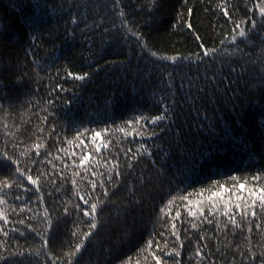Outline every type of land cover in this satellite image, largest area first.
I'll use <instances>...</instances> for the list:
<instances>
[{"label":"trees","instance_id":"obj_1","mask_svg":"<svg viewBox=\"0 0 264 264\" xmlns=\"http://www.w3.org/2000/svg\"><path fill=\"white\" fill-rule=\"evenodd\" d=\"M259 2L227 0L225 17L216 7L225 0H155L154 7L152 0H121L118 7L115 0H0V154L7 151L20 159L22 168L44 173L39 193L26 180L32 191L14 186L0 192L8 201L0 210L9 219L6 226L0 221L9 229L8 236L0 233V264H52L51 258L63 260L79 242V236L71 235L73 222L88 231L81 222L88 218L75 212V204L82 202L73 178L80 195L90 191L89 180L102 179L109 189L108 197L99 188L93 193L104 202L97 230L83 241L79 264H155L151 254H160L156 244L173 246L172 223L184 246L175 244L181 255L168 258L169 264L176 259L197 264V247L206 256L203 264H260L264 213L258 206L256 217L237 214L241 230L224 227L227 217L215 210L209 215L207 206L205 215L213 223L196 221L198 229H191L187 201L168 205L173 196L188 194L193 201L206 200L208 191L204 197L196 194L215 182L230 186V176L250 180L264 171V16L254 7ZM233 21H243L246 37L233 33ZM210 49L216 51L204 55ZM68 71L87 76L76 80ZM165 106L169 111L162 122L126 124L161 114ZM121 127H135L144 135L126 137L118 131ZM96 131L108 143L100 153L90 141ZM80 139L92 153L87 179L73 165L84 152L83 146L76 148ZM38 143L44 146L36 156ZM74 171L80 176L73 177ZM6 172L0 171V177ZM25 205L32 211L20 212ZM45 212L54 225L46 234L48 247L29 228L43 232ZM19 219L25 223H16ZM21 251L22 256L13 255Z\"/></svg>","mask_w":264,"mask_h":264},{"label":"snow or ice","instance_id":"obj_2","mask_svg":"<svg viewBox=\"0 0 264 264\" xmlns=\"http://www.w3.org/2000/svg\"><path fill=\"white\" fill-rule=\"evenodd\" d=\"M121 0H115L116 6L118 7L120 5ZM153 7L155 6V0H152ZM227 0H225V4H217L216 7L221 9L223 15L225 17L229 16L228 8L226 7ZM254 7L258 9L261 16H264V0H260L259 3L255 4ZM120 16L124 15V12L121 10L118 13ZM188 14H192V9H188ZM235 27L233 28V33L238 34L239 37H246L247 33L246 30L241 27L240 23H236ZM252 27H256L255 20L251 21ZM188 28H192L191 23H187ZM238 30V32H237ZM131 31V30H130ZM133 35H136V33H133ZM139 39H142V37H138ZM198 40L200 39L199 36L196 37ZM236 36L233 35V41H235ZM223 43V41H221ZM203 47V45H201ZM216 49H210L208 51L204 52V55H208L210 52H215ZM153 56L156 55L155 52L151 53ZM165 59H172L175 60V57H165ZM67 75L70 78H74L76 80L83 81L87 73H84L83 75L74 74L71 71L67 72ZM57 87H61L60 85H57ZM63 90V89H61ZM169 111V108L165 106L161 114L154 115L151 118L148 117H139L135 121H129L126 122L127 125L132 124H139L140 120H144L146 123L149 124H157L158 122L164 121L166 117V113ZM47 118L45 117V120ZM118 131L124 133V135L127 137L129 135H139L143 136L144 134L142 132H138L135 127L131 129V131H127L126 128L121 127L118 129ZM156 133L153 131L152 135H155ZM81 134L77 133V136L79 137ZM101 141V143H97V141ZM90 141L93 145H95V151L97 153H100L103 149L108 148V143H104L101 132L96 131L94 134L91 135ZM69 144L72 143V141H68ZM43 144H35L34 147L36 149V156L40 155V149L43 147ZM83 146L84 152L82 156L79 159V164L76 165L75 161H73V165L77 168H82L85 172V176L81 177V179H87V173L90 171L89 168L85 167L91 160H92V153L88 151V144L85 142L84 139H80L79 143L76 145V148H80ZM15 147V145H14ZM141 148H144V153H147L148 156H151L152 153L148 151L147 148L144 147V145H141ZM60 151H63L67 153V149H59ZM131 152V149H128V151L125 153V155H128V153ZM144 153H140V155H143ZM21 155H25V153H21ZM48 155H51V153H48ZM73 157L76 156V152L73 151L71 154ZM59 158V157H58ZM135 158V154L133 156H129V160ZM0 161L5 162L2 165V168H0V171L3 169H7V172L0 177V192H4L5 190H11L14 186L17 188H24L25 192L32 191V188L25 187L23 181L26 180L27 184L30 186H34L35 193H39L41 191V177L44 175V173H36V170L33 168H22L21 167V161L20 159L16 158L13 154L4 151L2 154H0ZM32 163H35L33 160ZM132 164L128 163L127 167L132 168ZM65 167H68V165H65ZM119 165H117V168ZM73 177L80 176L79 171H74L72 173ZM91 175L97 176L98 174L95 171L91 172ZM100 176H103V174H99ZM116 176H120L121 172L116 171ZM229 179L232 181V184L226 185L225 183L221 182H215L212 189L208 190H202L200 193H197L196 195L199 197H204V191H208L209 194L206 197V200L204 198L197 199L195 201L189 199V197L192 194L183 195V196H173L169 199L168 205H171L176 199H180L182 201H187V204L185 207L188 208V215L192 217L193 219L188 221L191 229H198V223L196 221H200L203 223L206 221L208 224H212L213 220L208 219V216L205 215V207H208L209 215L213 214V210L218 215H222L224 217H227V224L224 225V227H227L228 224H230L233 229H241L243 230L242 223L238 222L237 220V214H239L243 219H247L249 216V213L251 217H256L258 215L257 213V206L261 213H264V171H262L260 174H254L251 176V179L248 180L246 178H238L236 176H230ZM109 183H114V177L109 176L108 177ZM71 184L73 189L75 190V194L79 197V200L82 203L75 204V212L76 214L82 213L83 217L88 218L86 221H81L82 223H85L88 231H80L79 229V223H74V230L71 232L72 237H80L79 242L75 243L74 245L70 246L69 249L64 253V259L61 260L60 257L51 258L52 264H57L59 261L60 264H79V254L82 252V249H84L85 245L83 243L84 240H87L89 237L93 236L95 231L98 228V209L102 211V208H100V205L103 204V199L100 197H95L93 193L96 192L97 188H99L102 192L103 197L109 196V189L106 186V183L101 179L99 182L97 180H89L88 184L90 186V191L88 189L84 190V195H80V187L78 184V181L73 178L71 180ZM251 184V186L246 187V185ZM258 184V186H257ZM59 190V189H57ZM39 199H42V197H38ZM17 200L20 199L19 196L16 197ZM8 201L4 198V196H0V205L7 204ZM221 205H222V211H221ZM9 207L12 208V211L16 212V207L9 205ZM32 211V209L27 208V205L25 207L20 208V212ZM235 210V211H234ZM165 209L161 208L160 212L164 213ZM64 215H69V208L67 205L63 207ZM170 215V213H169ZM176 219H179L181 217V213L179 210L175 213ZM203 217V220H200V218ZM29 220L33 219V217H28ZM45 219H46V227L43 232L37 231L34 227L29 225V228L31 231L36 232L37 235L40 236L42 240V247H48L49 245V238L46 235L47 232L50 229L54 228L53 221L48 218L47 212H45ZM0 221H3V225L6 226L9 223L8 216L6 215V212L4 210H0ZM19 224H24V219H19L18 221H15ZM216 225L219 228L221 226L220 220L216 219ZM4 226H0V233H3L4 236H8L9 229H7ZM257 228L260 227L259 224L256 225ZM171 229L173 230L171 232V235L175 237V241L173 242V246L169 248V242L165 241L163 244V247L160 246L159 243L156 244V248L159 249L160 254L157 255L156 253H152V259L154 260L155 264H169L168 258H175L179 257L181 255L180 251L177 250L175 244L179 243V246L182 248L183 242H181L180 234L175 231L176 224H171ZM11 231H18L17 229H11ZM187 231V230H186ZM248 232L252 231L251 227V221H249V226L247 228ZM23 235L24 233H20ZM160 236L163 237L164 233L160 232ZM201 239H204V236H201ZM247 239V237H245ZM148 249L153 248V240H149L147 242ZM249 253L252 257H255L256 254L254 252H251V249H249ZM24 253L17 252L13 253V255H23ZM37 255H39V252H36ZM195 257H197V264H203L204 259H206V256L202 255V250L200 247H197L195 249ZM174 264H180V261L176 259L174 261ZM260 264H264V252H261L260 254Z\"/></svg>","mask_w":264,"mask_h":264}]
</instances>
